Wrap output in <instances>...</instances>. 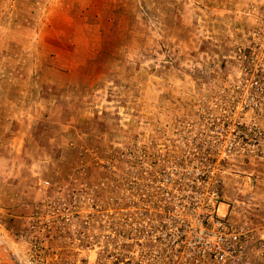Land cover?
Here are the masks:
<instances>
[{"label":"rangeland","instance_id":"rangeland-1","mask_svg":"<svg viewBox=\"0 0 264 264\" xmlns=\"http://www.w3.org/2000/svg\"><path fill=\"white\" fill-rule=\"evenodd\" d=\"M264 264V0H0V264ZM188 252V251H187Z\"/></svg>","mask_w":264,"mask_h":264},{"label":"built area","instance_id":"built-area-1","mask_svg":"<svg viewBox=\"0 0 264 264\" xmlns=\"http://www.w3.org/2000/svg\"><path fill=\"white\" fill-rule=\"evenodd\" d=\"M206 226L200 221L195 228L194 237L184 241L179 237L168 248L177 254L178 250H187V256L193 261L227 264L242 259L253 240V231L236 228L227 220H215Z\"/></svg>","mask_w":264,"mask_h":264}]
</instances>
